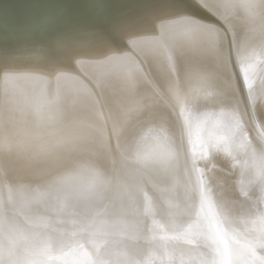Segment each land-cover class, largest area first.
Instances as JSON below:
<instances>
[{
    "label": "bare ground",
    "instance_id": "obj_1",
    "mask_svg": "<svg viewBox=\"0 0 264 264\" xmlns=\"http://www.w3.org/2000/svg\"><path fill=\"white\" fill-rule=\"evenodd\" d=\"M64 2L0 1L5 259L95 264L91 246L73 242L72 213L106 211L133 226L112 238L127 247L101 240V258L110 250L130 264H264L260 0ZM185 17L215 33L193 30ZM212 41L231 54L226 68ZM41 98L49 103L37 111ZM142 139L171 147L168 167L119 168V182L96 199L67 207L53 199L50 186L71 179L73 161L111 175L117 154ZM201 192L213 209L197 225Z\"/></svg>",
    "mask_w": 264,
    "mask_h": 264
},
{
    "label": "snow or ice",
    "instance_id": "obj_2",
    "mask_svg": "<svg viewBox=\"0 0 264 264\" xmlns=\"http://www.w3.org/2000/svg\"><path fill=\"white\" fill-rule=\"evenodd\" d=\"M233 6L238 7H252L254 5L247 2V0H237V3ZM260 8L264 10V0H260ZM186 22L192 27L193 30L207 34H214L215 30L208 25L202 24L194 17H185ZM261 41L264 43V33H262ZM213 51L217 52L218 58L221 64L226 68L231 58L229 53L227 56L222 49L217 50L215 42L210 43ZM205 96L211 95L210 92L204 93ZM49 102L42 98L37 101V111L45 107ZM183 119V114H181ZM253 127H255V121H252ZM243 132L242 125H238ZM259 133V129H256ZM261 138L264 139V133H259ZM8 150L12 149L11 145H8ZM183 147V141L175 149L177 158H179L180 150ZM172 151L171 147H163L159 143L148 146L145 139L137 141L131 148L129 155L125 156L122 153L117 154V159L113 161V172L111 175H105L101 173L92 161L77 160L73 161L70 167L66 170V176L70 177V180H63L54 182L50 186V189L54 192L53 199L57 200L61 206L67 207L73 199L80 198L86 200H93L99 197V195L109 188L114 181L119 182L118 169L123 168L131 173L146 169H164L169 165V159L167 153ZM262 154H264V147L261 148ZM145 199L147 197L145 196ZM7 202L14 203L12 189H8ZM207 208L209 213H212L213 205L209 197H206L201 192L200 199V213H197V219L195 223L199 225L202 220L207 217L201 214ZM6 209L5 191L2 185H0V264H28L23 260H11L5 259V229H4V213ZM214 218V214H213ZM261 229L264 231V216L260 218ZM72 231L71 235L76 239L73 241L80 247L84 245L91 246L93 254L96 257L95 264H130L126 259L121 258L119 254L113 251H105L104 258H101V252L99 243L102 240L105 246L115 244L118 247H127L122 241H115L112 238L121 233L128 231L133 225L125 216L124 213H116L109 216L106 211L95 212L91 215L80 216L79 214L72 213ZM172 227L180 228L182 225L172 223ZM192 224H189V228ZM11 231H16L11 229ZM203 235L202 232L197 233ZM27 238V237H26ZM81 241L83 243H81ZM85 255H87L85 253ZM225 264H230L229 261H225Z\"/></svg>",
    "mask_w": 264,
    "mask_h": 264
},
{
    "label": "water",
    "instance_id": "obj_3",
    "mask_svg": "<svg viewBox=\"0 0 264 264\" xmlns=\"http://www.w3.org/2000/svg\"><path fill=\"white\" fill-rule=\"evenodd\" d=\"M0 1H2V0H0ZM75 0H65V2H64V4H63V6L64 7H69L70 6V4L72 3V2H74ZM16 9H19V8H17V7H13V10H15L16 11ZM31 12H36L37 14L40 12V10L39 9H37V8H33V9H29ZM17 12H22L21 10H17ZM234 70H235V72H236V74H235V76H236V80L238 81V82H240V84H241V81L239 80V77H238V70H237V68H235L234 67ZM238 74V75H237ZM240 87H241V90H242V93H244L243 92V87H242V84L240 85ZM132 190H135V188H132ZM131 191V190H130Z\"/></svg>",
    "mask_w": 264,
    "mask_h": 264
}]
</instances>
